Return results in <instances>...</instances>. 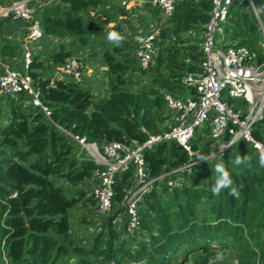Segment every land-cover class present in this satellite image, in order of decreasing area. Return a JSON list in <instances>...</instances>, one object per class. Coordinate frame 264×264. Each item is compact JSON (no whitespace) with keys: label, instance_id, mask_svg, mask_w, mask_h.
Here are the masks:
<instances>
[{"label":"trees","instance_id":"obj_1","mask_svg":"<svg viewBox=\"0 0 264 264\" xmlns=\"http://www.w3.org/2000/svg\"><path fill=\"white\" fill-rule=\"evenodd\" d=\"M252 2L264 11V0ZM107 3L54 0L51 4L42 1L36 7L35 16L45 38L61 40L58 48L46 53L54 67L64 64L76 49L91 45L94 29L88 21L94 20L93 11L108 18L101 24L110 23V14L101 10ZM234 3L229 13L232 17L224 28L226 37L233 47L247 46L262 62L261 32L251 4L249 0H242L241 7ZM211 9L210 0H181L163 31L157 64L148 71L139 67L134 36L127 35H135L136 27L129 18L120 21L116 31L124 41L102 56L108 67V95L103 99L80 83L51 77L45 62L34 56L30 73L43 103L52 111L51 119L88 142L143 143L150 135L160 133L169 119L163 92L175 93L186 73L200 71L203 51L188 35L204 31ZM118 10L123 17L129 15L123 7ZM151 13L154 18L160 11ZM11 14L0 18V40L4 38L0 42V74L2 64L10 62L20 50L15 40L5 36L14 20ZM172 37L174 46L164 42ZM27 100L22 95L3 101L9 113L7 123L0 125V264L5 263L4 250L8 264H62L70 258L75 264H264V167H260L251 145L241 142L226 151L222 159L238 197L229 195V190L213 195L211 184L217 162L202 164L194 168L184 189L162 187L146 197L135 235L116 224L124 213L125 191L132 182L130 171L117 176L114 211L84 245L74 235L72 213L80 203L84 207L88 203L96 205L92 197L85 200L87 192L82 185L88 187L97 167L77 157V145ZM254 137L264 143V118L255 125ZM203 139L201 136L195 141V150ZM211 145L209 142L201 148L203 155L209 154ZM237 155L251 156V166H236ZM188 160L176 143L162 144L145 155L153 177Z\"/></svg>","mask_w":264,"mask_h":264},{"label":"built area","instance_id":"obj_2","mask_svg":"<svg viewBox=\"0 0 264 264\" xmlns=\"http://www.w3.org/2000/svg\"><path fill=\"white\" fill-rule=\"evenodd\" d=\"M32 1H46L51 4L54 0H21L9 9L14 20L26 24V35L18 64H2L0 101L25 95L28 105L40 109L54 127L80 148L83 153L81 158L96 165L94 177L87 184L91 187V197L96 202L98 217H107L114 211L116 177L128 171L131 173L132 182L130 188L125 191L122 203L124 213L116 224L125 226L128 234L135 235L141 226L144 201L156 189H184L195 167L222 160L226 151L241 142L251 145L258 156L264 151V143L254 137L255 125L264 118V11L256 7L252 0L249 2L261 32L263 61L260 62L257 55L247 46L233 47L224 32L226 22L232 17L229 14L230 7L234 2H238L241 7L242 0H210L212 9L210 20L203 31L201 51L204 56L200 71L186 73L181 80V87L175 93L163 92L166 116L169 119L160 133L150 135L143 143L88 142L51 119L52 111L43 103L41 92L34 87L30 73L34 62L33 49L45 38L41 23L35 16L36 6L31 5ZM180 1H143L161 13L160 18L149 23L147 30H140L132 39L136 59L143 71H148L157 64L164 27L174 17ZM121 5L127 7V0H122ZM72 42L68 41V46H71ZM75 51L76 54L58 66L55 79L77 82L94 92L90 86L94 82H84L86 74L82 61L85 63L89 59L80 57L82 51L87 54L89 50L86 48L81 52L78 49ZM103 70L108 72V67L104 66ZM106 81L108 82V78ZM225 97L233 99L235 103L224 101ZM201 128L203 132L199 134L198 130ZM201 136L204 139L199 149L195 150L194 143ZM209 142L212 144L210 152L203 155L201 148ZM173 143L179 145L187 154L188 162L165 170L159 176H151L145 155L162 144ZM202 156L208 158L207 162L200 159ZM196 172L200 173V170ZM3 255L4 264H8L5 250Z\"/></svg>","mask_w":264,"mask_h":264},{"label":"rangeland","instance_id":"obj_3","mask_svg":"<svg viewBox=\"0 0 264 264\" xmlns=\"http://www.w3.org/2000/svg\"><path fill=\"white\" fill-rule=\"evenodd\" d=\"M107 1H108L107 5L103 6L101 10H104L108 12V14H110L111 16L110 23H108L107 25L101 24V22H105L106 20H108V18H105V17L102 18L101 16H104V15H102V13L100 15L98 11L92 12V17L94 18V20H89L88 22L91 26H93L94 33L92 35L91 45L87 46V48L89 49V52H88L89 54L88 53L86 54L85 51L84 52L82 51L80 55L81 58L89 59L88 62H85V63L82 61V63L85 65L84 73L86 74L84 82L86 81L87 83L88 81L91 83L94 82L92 85L90 84L89 85L94 90V94L96 95V97L100 99H103L104 96L107 95V84H108V82L106 81L108 78L107 72L103 70L104 63H103L102 56L104 55V53L107 52V50H109L113 46L112 44L107 42L106 35L108 31L116 30L118 27V23L111 24L112 22H114V19H117L116 17L117 13H115L114 10H116L118 5L116 6L115 3L111 0H107ZM14 3L16 2H10V3L3 4L2 0H0V18L6 17L9 14H11L9 13V9ZM35 4H36V1H34L31 5L35 6ZM11 16L13 15L11 14ZM100 18H102V20H99ZM135 20H136L135 23H139L141 24V27H144L145 22L141 20L139 21V18L137 17L133 18V21ZM133 26H134V23H133ZM168 27L169 25L167 23L164 27V30L167 29ZM5 36H7V34H5ZM3 39L0 40L1 43ZM193 39H195L194 42H196L198 45H201L203 41V32H198L193 37ZM164 42L170 46L175 45L173 37L171 38V40L166 39ZM36 51H34V54H35L34 56H40L39 58L45 62L46 73L52 76L53 74L51 72L56 70V66L54 67L52 63L49 62L46 56V53L48 51L49 52L53 51V49H50V50L45 49V51L42 53H37ZM79 52H81V50H79ZM224 101L230 102L231 104L235 103L233 99H230L228 97H225ZM6 120H7V117L5 115V110L0 109V125H2V122L5 123ZM202 132H203V128L198 130L199 134H201ZM204 134L207 135V132L204 131ZM76 153H77V157L83 155L82 151L80 150L78 146L76 149ZM86 187L87 185H82V189L87 192V196L85 200H89L91 198V187H87V188ZM75 193H77L76 189H74L73 194ZM72 216H73L72 221H73V228H74L73 230L75 232L74 235L77 236L78 239L82 243H84V245L89 243V240L92 239L93 235L97 234L101 230L100 229L101 226L104 224L105 220L107 219L106 217H98L96 215V205L92 203H88L86 207L83 206V203H80L77 206V208L73 211ZM118 228H121V226H118ZM192 261H194V259H192ZM62 264H75V260L70 258V260H66V263L63 262ZM234 264H237V261H235Z\"/></svg>","mask_w":264,"mask_h":264},{"label":"crops","instance_id":"obj_4","mask_svg":"<svg viewBox=\"0 0 264 264\" xmlns=\"http://www.w3.org/2000/svg\"><path fill=\"white\" fill-rule=\"evenodd\" d=\"M111 1H113L116 6L118 5L120 7H123L121 5L122 0H111ZM143 1H147V0H127V7H123L125 9V12H128V14H129L126 17H123L122 15H120V12L118 10L120 7L117 6L116 10H114V12L117 13V16H116L117 19H114V22H112L111 24H117V23L119 24L120 21L127 20L129 18V20H131L132 24L134 23V27H136V29H137V32L135 33V35H136L140 30H143L146 25H149V23L152 20L161 17V13H160L157 17L153 18L151 10H155V9L152 7L146 8L145 6L148 3H143ZM39 4H41V2L37 1L35 6L37 7ZM135 17L139 18V21L141 20V21L145 22L144 27H141V24H139V23H135L136 20L133 21V18H135ZM132 33L133 32L127 33V35H130L131 37L135 36ZM5 34H7L8 38L15 40L17 43V49H20L18 51V53L16 55H14V57L10 60V62H8V63H12V64L16 65L19 62L18 59L21 58L22 53H23V40H24L25 35H26V24L22 21L13 20L11 27L7 30V32ZM196 34L197 33H195V32L190 33L189 37L193 38ZM60 43H61V40H59V39L52 38V37L45 38L40 44H38L37 46L34 47L33 51H36V49H37V51H36L37 53H42L45 51V49H49V50L53 49L54 50L56 47L57 48L59 47ZM194 43L196 44V42H194ZM57 68L58 67H56V70H57ZM56 70L51 72L53 74L52 76H54V77H56L55 76ZM0 106H1L0 109L5 110V115L7 117L8 113H9V111H8L9 109H7L6 106H4L3 102H1V101H0ZM7 120H8V118H7ZM7 120L5 123L2 122V126L7 123Z\"/></svg>","mask_w":264,"mask_h":264},{"label":"clouds","instance_id":"obj_5","mask_svg":"<svg viewBox=\"0 0 264 264\" xmlns=\"http://www.w3.org/2000/svg\"><path fill=\"white\" fill-rule=\"evenodd\" d=\"M139 39V37L137 38ZM106 40L108 43L114 46H121L124 41V37L120 34V32L116 30H110L107 32ZM200 159L204 162H207V157L202 156ZM252 157L249 155L241 156L237 155L235 158V165L239 166L241 164H245L247 166H251ZM258 163L260 167H264V151L259 153ZM215 177L213 179L214 183L211 184V192L215 196H219L224 190H229V195L233 197L239 196V191L236 187L233 186L234 181L230 175V172L227 170L223 160L218 161L214 166Z\"/></svg>","mask_w":264,"mask_h":264},{"label":"water","instance_id":"obj_6","mask_svg":"<svg viewBox=\"0 0 264 264\" xmlns=\"http://www.w3.org/2000/svg\"><path fill=\"white\" fill-rule=\"evenodd\" d=\"M17 197H19L20 199H22V197H21V196H19V195H18ZM22 201H23V200H22Z\"/></svg>","mask_w":264,"mask_h":264}]
</instances>
